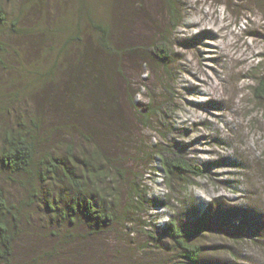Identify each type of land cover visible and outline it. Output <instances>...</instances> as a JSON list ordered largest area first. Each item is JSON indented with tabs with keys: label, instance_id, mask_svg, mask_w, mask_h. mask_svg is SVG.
Returning <instances> with one entry per match:
<instances>
[{
	"label": "rangeland",
	"instance_id": "rangeland-1",
	"mask_svg": "<svg viewBox=\"0 0 264 264\" xmlns=\"http://www.w3.org/2000/svg\"><path fill=\"white\" fill-rule=\"evenodd\" d=\"M84 1L98 21L106 0ZM0 2L7 14L0 36V152L15 123L44 119L53 136L45 148L64 154L73 144L81 161L98 153L89 161L102 173L91 186L101 203L121 212L100 234L82 223L72 230L47 215L44 186L35 181L41 198L33 204L25 177L0 168V187L21 219L11 264H170L180 251L160 227L173 216L188 229L211 224L189 241L201 249V264H264V107L250 90L264 76V0H180L176 29L166 0H112V35L125 54L112 80L102 71L101 88L85 73L80 83L68 81L67 70L81 65L84 52L92 61L98 34L90 18L80 23L79 49L60 66L62 35L77 33V0ZM160 35L173 51L164 64L145 52ZM113 84L117 98L110 99L104 89ZM73 89L77 110L67 103ZM163 102L166 111L145 127L135 106ZM58 126L67 129L56 132ZM165 147L189 154L205 176L193 185L165 182L156 154ZM137 185L151 205L166 207H131Z\"/></svg>",
	"mask_w": 264,
	"mask_h": 264
},
{
	"label": "trees",
	"instance_id": "trees-1",
	"mask_svg": "<svg viewBox=\"0 0 264 264\" xmlns=\"http://www.w3.org/2000/svg\"><path fill=\"white\" fill-rule=\"evenodd\" d=\"M112 0H106L103 4L102 17L98 21L96 14L87 10V3L84 0H77L76 18L78 20V28L76 35H62V39L58 44V53L62 58L60 66L64 63L65 57L69 56L70 50L76 47L79 49L83 42L81 35L82 20H91V28L98 34L95 40V49L92 53V61L87 60L86 53L81 55V65L78 68H70L69 85L76 83L79 74L85 73L89 79L91 76L98 88H101V75L104 71L108 79L120 73V60L125 54L116 48V35H112L111 18L109 7ZM180 0H166L170 15L173 17V29L178 27L180 22L176 13V2ZM7 23V14L0 2V36L3 28ZM114 38V40H113ZM172 46L165 35H160L154 41L146 52L147 56L160 64L166 63L173 54ZM146 65L145 59L141 58ZM68 68L67 66H65ZM59 69L58 65H55ZM168 73V71H166ZM55 74V73H51ZM96 75V76H95ZM80 79L78 82L80 83ZM250 87L252 98L257 105L264 107V76L257 77ZM109 84H112L109 81ZM70 87V86H69ZM116 88L110 86L104 89L106 97L110 99L117 98ZM71 91V99L69 106L73 110L80 100L76 92ZM106 91L109 95L106 94ZM116 96V97H115ZM133 100V99H132ZM112 101V100H111ZM111 111H116L118 103L112 102ZM167 102H163L158 108H152L150 103L135 106V113L139 121L149 127V122L155 117L161 116V112L166 111ZM46 120L37 117H31L14 124L9 130L5 131L3 137V147L0 152V168L15 176H24L25 184L31 191L30 197L32 203H37L41 196L36 192L34 186L35 181L45 187L44 206L46 207L50 218L55 221L63 222L72 230L78 228L82 224H86L89 229L100 234L114 225L120 218V213L116 207L101 203L99 196L96 194V188L91 186L96 177L101 176L102 169L92 164L89 159L97 156L98 153H92L88 156V161H81L82 158L76 156L75 147L71 144L67 147V152L60 153L59 147L47 149L45 148L53 136L50 137L44 130ZM60 126L55 129L58 132ZM63 127L60 129L62 130ZM69 130V129H68ZM160 164V175L167 183L177 180L180 184L193 185L194 179L205 176L204 168L188 158L189 154L172 148H162L156 153ZM48 186H51L47 192ZM130 206L138 208L161 206L166 207L165 203L151 205L146 199L143 186L132 188ZM44 192V191H43ZM19 210L14 206H10L7 202L5 193L0 187V264H11L12 248L15 239L19 235L21 219L18 216ZM161 237L175 244L176 249L180 251L179 261L170 264H201V249L193 246L189 241L211 230V224L198 223L189 229L181 225V223L173 216L165 223L161 224Z\"/></svg>",
	"mask_w": 264,
	"mask_h": 264
},
{
	"label": "clouds",
	"instance_id": "clouds-1",
	"mask_svg": "<svg viewBox=\"0 0 264 264\" xmlns=\"http://www.w3.org/2000/svg\"><path fill=\"white\" fill-rule=\"evenodd\" d=\"M164 220H165V218H164ZM167 220H168V219H166L165 222H166ZM165 222H164V223H165Z\"/></svg>",
	"mask_w": 264,
	"mask_h": 264
},
{
	"label": "bare ground",
	"instance_id": "bare-ground-1",
	"mask_svg": "<svg viewBox=\"0 0 264 264\" xmlns=\"http://www.w3.org/2000/svg\"><path fill=\"white\" fill-rule=\"evenodd\" d=\"M161 208H162V206H161Z\"/></svg>",
	"mask_w": 264,
	"mask_h": 264
}]
</instances>
